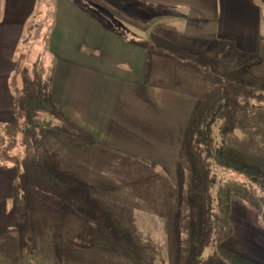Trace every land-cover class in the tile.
Wrapping results in <instances>:
<instances>
[{"label": "rangeland", "instance_id": "374dc122", "mask_svg": "<svg viewBox=\"0 0 264 264\" xmlns=\"http://www.w3.org/2000/svg\"><path fill=\"white\" fill-rule=\"evenodd\" d=\"M172 1L139 3L141 28L152 38L155 57L147 82L151 89L167 91L155 103H142L145 117L135 126L133 147L118 150V165L110 169L112 180L119 181L83 179L88 135L51 99L53 63L43 42L49 4L16 53L21 64L13 81L19 143L14 155L22 160L25 206L18 208L15 220L26 262L41 249L67 242L73 215L94 238L100 216H94L93 205L119 222L125 229L120 236L130 235L123 236L126 241L139 239L140 233L152 239L141 248H153L155 254H140L136 243L128 242L125 250L119 248L117 264H264V8L251 39L246 36L249 0H218L214 7L204 0L197 11L176 7L170 13L165 3ZM221 95L237 115L224 136L223 154L208 158L194 143V131ZM241 101L259 108L244 110ZM73 142L78 165L70 174L57 148L65 151L71 143L73 152ZM170 190L174 195L168 199ZM73 192L78 197H71ZM83 192L89 197L83 198Z\"/></svg>", "mask_w": 264, "mask_h": 264}, {"label": "crops", "instance_id": "0c3cea01", "mask_svg": "<svg viewBox=\"0 0 264 264\" xmlns=\"http://www.w3.org/2000/svg\"><path fill=\"white\" fill-rule=\"evenodd\" d=\"M80 1L47 0L51 6L50 25L43 42L53 63L51 99L60 114L70 123L82 126L88 135L83 143V179L110 183L119 181L118 177L112 180L110 170H115L118 165L117 151L132 149L135 126L139 127L141 118L145 117L140 112L142 103H155L158 96H166L167 90L155 85L151 89V82H147V70L155 66L150 58L155 60V57L151 51L152 38L141 28V0H115L112 4L105 0H85L83 3L87 6ZM217 1L211 0L213 7ZM203 2L173 0L165 4L171 13L170 9L176 7L197 11ZM48 4L44 0H0V147L5 143L2 127L14 121L13 81L17 63L21 64L20 58L17 62L16 53L21 50L24 37L28 36V26L34 25L31 32L35 31L39 16L44 14ZM248 6L251 18L246 36L254 39L258 13L264 6L258 0H249ZM105 11L111 14H105ZM68 146L65 151L57 149L58 154L63 153V158L60 155L59 158L65 160L63 164L69 166L71 174L78 165L77 147L74 143L71 152V143ZM16 171L15 165L0 162V264H106L107 260L111 261L109 264H117L119 248L125 250V243L132 241L139 248L138 253L155 254L153 248H141L152 241L145 233L137 234L139 239L133 237L126 241L124 237H130L126 232L121 237V230L125 229L119 227V222L111 220L109 213L104 215V220L97 221L94 238L82 231V219L73 215L68 241L62 240L57 246L41 249L33 261L26 262L21 251L18 220L10 222L18 211ZM173 195V191H168V199ZM70 196L78 197V193L73 192ZM82 196L89 197L87 192ZM74 204L78 201L74 200ZM89 208L94 216V209L101 210L93 205ZM134 230L143 229L134 227ZM133 234L136 236V232Z\"/></svg>", "mask_w": 264, "mask_h": 264}, {"label": "trees", "instance_id": "16d2710c", "mask_svg": "<svg viewBox=\"0 0 264 264\" xmlns=\"http://www.w3.org/2000/svg\"><path fill=\"white\" fill-rule=\"evenodd\" d=\"M264 6V0H258ZM34 26V25H33ZM33 26H28V36L24 37L23 41L29 39L31 30ZM262 90V89H261ZM239 108L248 111H254L259 106L249 103L248 101H241L239 103ZM232 107L230 102L225 95L219 96L213 102L205 117L204 124L200 129L194 131V143L201 146L205 152V156L208 158L213 157L216 154H223V144L224 136L229 130V124L235 119L237 115L235 111L232 112ZM235 109V108H234ZM229 117V122L223 124V119ZM79 133L82 134L83 131L78 129ZM1 133L5 137V143L0 147V162L11 163L16 166V189H17V207L25 206L24 192L20 184V174H21V161L14 155L18 143V129L15 124H8L2 127ZM84 134V133H83ZM95 215L100 216L99 218L105 217L100 210L94 209ZM15 214L12 215L10 222L15 223Z\"/></svg>", "mask_w": 264, "mask_h": 264}]
</instances>
